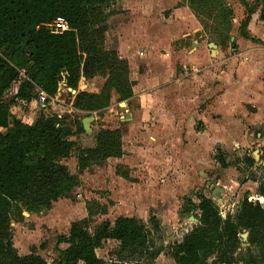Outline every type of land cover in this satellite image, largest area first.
<instances>
[{
  "label": "rangeland",
  "instance_id": "rangeland-1",
  "mask_svg": "<svg viewBox=\"0 0 264 264\" xmlns=\"http://www.w3.org/2000/svg\"><path fill=\"white\" fill-rule=\"evenodd\" d=\"M191 1L88 0V27L77 38L85 74L76 87H68L63 76L59 99L15 109L24 122L40 115L54 119L71 149L58 162L66 170L14 204L0 227V264H16L31 254L53 264L68 248L58 239L69 237L74 224L93 234L123 217L145 225L149 251L133 256L110 240L96 252L105 264H175L174 247L198 224L200 198L211 200L224 219H235L245 198L264 208L256 191L264 180L259 143L237 149L238 134L234 144L228 134L216 140L212 132L200 143L203 124L196 116L189 121L194 109L185 120L189 132L180 131L172 141V82L187 78L178 57L185 59L194 40L228 47L238 29L235 7L242 2L206 0L198 8ZM262 4L247 5L253 10ZM182 7L187 16L175 17L173 10ZM51 28L68 30L62 20ZM172 47L182 55L172 54ZM172 58L179 63L176 73ZM139 95L151 96L146 99L157 107L142 109ZM221 143L228 148L220 155ZM218 156L230 167L223 168ZM247 239L246 232L240 235L237 264H244L248 250L263 264L264 256ZM213 261L212 256L208 264Z\"/></svg>",
  "mask_w": 264,
  "mask_h": 264
},
{
  "label": "trees",
  "instance_id": "trees-1",
  "mask_svg": "<svg viewBox=\"0 0 264 264\" xmlns=\"http://www.w3.org/2000/svg\"><path fill=\"white\" fill-rule=\"evenodd\" d=\"M205 1L192 0L190 4L199 8ZM87 2L0 0V128L7 130L0 133V227L29 189L52 182L57 173L66 170L58 162L69 156L71 144L55 120L40 115L29 124L16 118L11 108L17 103L37 102L36 87L49 99L54 98L63 76L68 87H76L81 74L87 71L77 45V38L84 34L89 23ZM242 3L251 15L246 1ZM56 20H62L69 30L52 34L50 26ZM246 26L244 22L241 30ZM20 70H25L28 79L21 84L18 96L5 102L4 95L19 79ZM261 156L264 161V148ZM217 160L223 168L228 167L222 157ZM257 194L264 198V180L258 183ZM199 200L198 224L174 247L175 264H208L212 256L215 264H237L240 235L244 232L250 248L264 256V208L259 203L245 198L236 218L224 219L211 200L203 197ZM146 235L145 225L133 218H119L113 225L105 222L93 234L74 224L69 237L58 239L68 248L59 252L53 264H105L96 252L110 240L133 256L144 254L149 251ZM243 263L260 264L250 250ZM16 264L47 263L31 254L17 259Z\"/></svg>",
  "mask_w": 264,
  "mask_h": 264
},
{
  "label": "crops",
  "instance_id": "crops-1",
  "mask_svg": "<svg viewBox=\"0 0 264 264\" xmlns=\"http://www.w3.org/2000/svg\"><path fill=\"white\" fill-rule=\"evenodd\" d=\"M253 1L255 0H248L246 3ZM262 1L264 3V0ZM235 8L234 16L238 29L228 47L210 48V44L194 40L188 50H185V59L178 57L184 62L187 78L180 84L172 82V134L176 135L172 136L173 142L179 137L180 131H184V134L189 132V124L185 120L191 115L189 110L194 109L196 112L191 115L189 121L196 116L202 122L200 143L205 139L203 135L212 132L216 135V140L228 134L232 139L229 141L235 144L234 139L238 134L237 139L242 143L241 146L235 145L238 146L237 149L255 146L257 143L261 150L264 148V20L261 19L264 4L254 7L251 15L242 2ZM184 9L182 7L173 10L172 14L175 17H186ZM244 22L247 26L240 33ZM244 34H247L248 38H245ZM173 52L176 53L172 47V54ZM182 53L181 51L176 55ZM178 64L177 58H172V71L175 73ZM4 97L12 96L7 92ZM148 97L151 96L139 95L141 108L154 110L157 105L152 101L149 103V99H146ZM56 98L59 99L57 96ZM19 104L22 103L12 106L11 111L16 118L22 120L15 113ZM23 105L33 107L36 103ZM186 123L187 126H184ZM6 132L7 130L0 128V133ZM178 140L177 142H181V139ZM226 148L228 146L223 143L217 147L221 154Z\"/></svg>",
  "mask_w": 264,
  "mask_h": 264
},
{
  "label": "built area",
  "instance_id": "built-area-1",
  "mask_svg": "<svg viewBox=\"0 0 264 264\" xmlns=\"http://www.w3.org/2000/svg\"><path fill=\"white\" fill-rule=\"evenodd\" d=\"M65 25H66V24H65ZM66 26H67V25H66ZM67 27H68V26H67ZM68 30H69V29H68ZM50 32H51L52 34H59L58 32L53 31L52 28H51ZM63 32H64V31H63ZM60 33H62V31H61ZM18 78H19V79H18L17 81H15V82L12 84V86H11V88H10V90H9V94H10L13 98H15V97L18 96V94H19V89H20L21 84H22L25 80L28 79L27 76H26V72H25V70H20V71H19V77H18ZM35 93L37 94L39 100L47 101V100L49 99L48 96H47L44 92H42L38 87L35 88ZM22 104H24V103H22Z\"/></svg>",
  "mask_w": 264,
  "mask_h": 264
},
{
  "label": "water",
  "instance_id": "water-1",
  "mask_svg": "<svg viewBox=\"0 0 264 264\" xmlns=\"http://www.w3.org/2000/svg\"><path fill=\"white\" fill-rule=\"evenodd\" d=\"M209 46H210V48H214L215 47L213 44H210ZM83 125H84L85 129H89V125L87 123L84 122Z\"/></svg>",
  "mask_w": 264,
  "mask_h": 264
},
{
  "label": "bare ground",
  "instance_id": "bare-ground-1",
  "mask_svg": "<svg viewBox=\"0 0 264 264\" xmlns=\"http://www.w3.org/2000/svg\"><path fill=\"white\" fill-rule=\"evenodd\" d=\"M121 106H124V104H122Z\"/></svg>",
  "mask_w": 264,
  "mask_h": 264
}]
</instances>
